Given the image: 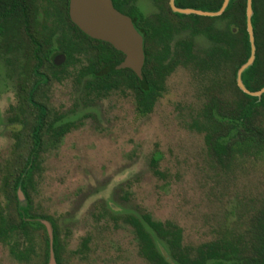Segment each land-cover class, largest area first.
I'll return each instance as SVG.
<instances>
[{
  "label": "rangeland",
  "instance_id": "1",
  "mask_svg": "<svg viewBox=\"0 0 264 264\" xmlns=\"http://www.w3.org/2000/svg\"><path fill=\"white\" fill-rule=\"evenodd\" d=\"M12 1L0 0V13L8 10L0 32L1 213L8 210L3 179L39 113L48 149L28 197L20 189L15 197L27 204L28 216L53 222L58 264H146L127 218L170 264H214L205 255L209 243L236 252L216 264H264V146H244L246 113L264 116V104H256L263 92L250 102L235 81L249 44L232 76L223 51L240 40H208L201 34L181 40L189 33L174 28L169 40L160 39V27H152L168 14V0H137L146 20L139 23L147 37L145 68L152 69L151 93L141 94L123 69L95 78L99 43L76 29L55 34L43 20L44 6L53 9L48 2L22 0L24 21L17 7L10 9ZM173 5L178 7L174 0ZM223 23L212 21L218 28ZM29 31L46 40L50 53L37 68L45 79L27 95L35 77ZM253 46L255 51L254 40ZM215 48L223 49L220 55ZM63 50L71 53L68 62ZM107 51L103 46V58ZM55 52L63 54L62 61L52 62ZM14 115L21 123H8ZM256 134L251 130V136H261ZM8 248L0 241V264H25ZM35 251L41 253L43 245L37 243Z\"/></svg>",
  "mask_w": 264,
  "mask_h": 264
},
{
  "label": "trees",
  "instance_id": "2",
  "mask_svg": "<svg viewBox=\"0 0 264 264\" xmlns=\"http://www.w3.org/2000/svg\"><path fill=\"white\" fill-rule=\"evenodd\" d=\"M222 0H174V4L178 7H189L201 10H217ZM244 2L245 0H228L224 10L221 14L213 17L200 16L196 14H179L171 13L169 7H167L168 14L162 15L159 20V24L154 29H161L160 39L169 40L172 29L175 31H187L189 36L181 40H191V35L201 34L208 40H240V45L234 46L232 43L228 44V48L224 49V57L232 62V76L234 70L240 62L245 60L248 55V42L247 34L244 24ZM18 7L20 14L24 21L27 18V6L25 2L19 0H13L10 5V9ZM252 13L250 16V22L253 32V40L255 44L254 58L252 63L244 69L240 78L244 86L248 89H258L264 85V0H251ZM8 10L2 12V15H6ZM0 14V16H1ZM131 18L133 26L142 36V50L144 54L143 64L140 72L134 73L130 69H123L131 74L134 80V88L141 94L151 93V86L148 81L147 74L152 69L145 68L148 62V48L146 46V32L142 27L137 26V22H146L143 14L137 9L133 8L128 13ZM172 17H175L176 20ZM215 19L223 20V27L218 28L212 24ZM1 29V28H0ZM80 34L88 38L86 34L79 31ZM30 43V54L35 63L33 65V73L35 74L34 80L29 85L27 95L31 93L34 86L45 79L44 74L37 68L41 65L43 58L48 57L50 50L47 48L48 44L46 40H28ZM80 41V40H79ZM99 43V69L92 71V75L95 78H99V81L103 78H109L114 73H118L121 70L112 71L109 66L122 58V54L119 51L114 50L110 44L100 40H90ZM107 46V51L104 58L102 55V47ZM215 53L220 55L222 48H215ZM65 52V62H68L71 53ZM107 58V59H106ZM246 98L250 99V102L256 101L255 96H249L241 93ZM30 101V98H28ZM258 104H264V92L259 96ZM40 107V105H39ZM264 108V106H263ZM257 114L253 117L249 113H246L244 129L247 127L246 133L248 134L247 142L244 146H256L261 149L264 146V116L256 118ZM252 117V118H251ZM10 124H19L20 118L17 115L7 118ZM46 124L42 121L39 113L34 115V121L25 134V147L21 154L18 155V159L15 160L11 171L8 176L3 179L2 192L6 198V205L8 210L4 213L0 211V241L7 242L9 244V252L11 256L18 262L28 264H45L48 257V238L44 225L39 221L40 219L47 220L51 225V248L53 253V259L58 264V242L56 237V231L54 230V224L50 219L44 216L30 217L26 214L27 204H20L16 200V191L20 189L25 198L28 197V193L32 190L33 176L39 171L42 155L48 149V144L43 138L44 127ZM250 126H252L250 128ZM254 128V129H253ZM254 130L261 136H251L250 132ZM12 135L17 142V134L12 131ZM54 141V140H53ZM252 141H254L252 143ZM126 223L130 226L133 238L136 243L137 254L144 260L146 264H170L162 255H160L154 248L148 235L143 231L142 227L136 223L132 218H127ZM262 240V239H261ZM43 245V251L38 253L35 251L36 244ZM259 246V243H258ZM81 248H85V242L81 243ZM236 252L234 249L226 244L209 243L205 246L206 257L214 260V264L220 258L228 259L234 256Z\"/></svg>",
  "mask_w": 264,
  "mask_h": 264
},
{
  "label": "water",
  "instance_id": "3",
  "mask_svg": "<svg viewBox=\"0 0 264 264\" xmlns=\"http://www.w3.org/2000/svg\"><path fill=\"white\" fill-rule=\"evenodd\" d=\"M228 0H222L215 11H206L194 8H179L173 5V0H168L172 12L179 14L194 13L198 15L214 16L222 12ZM67 15L70 21L90 38L107 42L111 47L122 54V58L109 66L110 70L130 69L139 73L143 64L142 36L133 26L130 18L117 11L110 0H68ZM251 0H245L246 32L249 44V55L235 74V81L239 89L250 96H259L264 92V86L256 91H248L241 81V72L251 64L254 58L252 27L250 24ZM63 60V54L58 53L52 58L53 63ZM45 227L48 238V257L46 264H55L51 248V226L45 219L39 220Z\"/></svg>",
  "mask_w": 264,
  "mask_h": 264
},
{
  "label": "flooded vegetation",
  "instance_id": "4",
  "mask_svg": "<svg viewBox=\"0 0 264 264\" xmlns=\"http://www.w3.org/2000/svg\"><path fill=\"white\" fill-rule=\"evenodd\" d=\"M19 1H22V0H19ZM42 2H48V4H50L53 8V9H48V7L45 5L43 12H46L48 15L44 16L45 13H43L42 17L44 16V19H43L45 21L44 23H46L47 26L54 29L55 34H59L60 36L61 35L65 36L67 33H70L73 29H76V32L78 34H80V32H79L80 30L68 18V15H67V2H68V0H42ZM110 2H111V5L113 6V8H115L117 11H119V12H121L127 16H128V13L131 12V10L133 8H137L139 10L138 6L136 5L137 0H110ZM53 10L56 11L58 14L57 13L54 14V12L52 14ZM2 12H4V10ZM251 13H252V9H251ZM189 14H194V13H189ZM184 15H187V14H184ZM196 15H198V14H196ZM200 16H205V15H200ZM214 16H217V15H214ZM3 17H5V14L4 15L1 14V16H0V28H1L0 32L3 31L2 30L3 27L1 25V20ZM208 17H213V16H208ZM130 20H131V18H130ZM131 22H132V20H131ZM137 26H139V22H137ZM27 36H28V40H42V39L35 37L34 33L33 34L30 33V31L27 32ZM193 36L194 35H191V38ZM86 40H97V39H93V38L88 37V38H86ZM55 53L56 54H53V53H52V55L50 54L51 60L53 57H55V55L58 54V52H55Z\"/></svg>",
  "mask_w": 264,
  "mask_h": 264
}]
</instances>
